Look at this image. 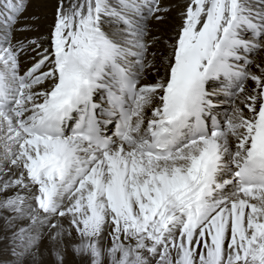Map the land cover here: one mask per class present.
I'll return each mask as SVG.
<instances>
[{"label":"snow or ice","instance_id":"6c2138e0","mask_svg":"<svg viewBox=\"0 0 264 264\" xmlns=\"http://www.w3.org/2000/svg\"><path fill=\"white\" fill-rule=\"evenodd\" d=\"M0 264H264V0H0Z\"/></svg>","mask_w":264,"mask_h":264}]
</instances>
